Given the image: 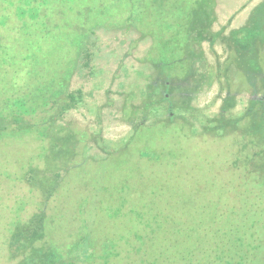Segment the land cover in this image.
Masks as SVG:
<instances>
[{"label": "rangeland", "instance_id": "rangeland-1", "mask_svg": "<svg viewBox=\"0 0 264 264\" xmlns=\"http://www.w3.org/2000/svg\"><path fill=\"white\" fill-rule=\"evenodd\" d=\"M263 2L0 0V264L23 260L29 250L18 247L24 237L32 239L38 225L42 240L35 238L32 245L44 243L35 250L58 245L66 250L87 237L93 244L128 234L127 243L118 240L119 256L105 262L97 255L91 264H139L132 233L142 234L146 228L133 222L140 214L126 212L131 205L145 207L147 216L160 215L151 239L171 260L178 243L199 237L201 225L211 230L215 221L225 228L229 189L243 196L260 188L264 175L251 184L256 176L241 166L243 186L224 182L233 172L227 165L233 158L228 139L191 136L183 125L164 122L165 113L156 121L147 117L145 125L133 131L132 117L123 115L121 107L128 96L134 100L132 96L140 94L153 64H159L155 74H186L189 63L173 60L187 56L191 31L199 38L207 36L200 46L211 64L218 57L222 61L228 49L217 38L211 48L213 34L223 28L226 37L245 24L242 34L247 36L252 24L263 23L264 8L257 7ZM86 53H92L94 70L85 68ZM79 88L81 102L61 119L56 117L68 100L65 97V106L57 107L54 98ZM243 89L237 95L238 111L250 98V91ZM218 94L212 84L192 105L211 116L218 111ZM53 157L60 159V166L64 163L55 183L52 171L43 173L45 163L59 166L53 165ZM246 198L238 199L241 224ZM122 206L123 213L104 217ZM21 234L10 247L12 237ZM207 238L223 240L212 231ZM38 255L44 257L43 251ZM80 260L75 264H86ZM41 264H46L42 258Z\"/></svg>", "mask_w": 264, "mask_h": 264}, {"label": "trees", "instance_id": "trees-1", "mask_svg": "<svg viewBox=\"0 0 264 264\" xmlns=\"http://www.w3.org/2000/svg\"><path fill=\"white\" fill-rule=\"evenodd\" d=\"M257 7L264 8V2ZM261 13L263 15L264 11L262 10ZM144 22L142 19L140 24ZM262 22L260 26L252 24V32L247 36L242 34L245 32L243 29L247 26L245 24L230 31L226 37L223 35V28L216 32V36L213 34L214 40H210L209 46L213 48L215 41L220 40L228 49L225 58L222 61L219 57L216 58L214 64L207 60L200 46L204 39L207 42V36L199 38L194 34L192 35L193 32L191 31L188 39L189 52L187 56L173 60L174 62L189 63L186 74L180 78L170 76L168 73L155 74L159 64H153L151 73L142 83L143 87L140 89L141 91L139 90L140 94L137 97L132 96L135 98L134 100L128 96L129 99L127 98L126 103L122 105L121 113L129 118L132 117L130 122L132 130L135 131V129L144 126V122H146L144 120L147 117L152 116V121H156L161 119L160 114L165 113L167 116L163 120L164 122H177L183 125L185 129L190 130L191 136L228 139V146H233L232 150H229L233 153V158L228 161L227 165L233 172H231L230 178L227 177L223 181H231L239 184L240 187L243 186L242 173L244 169L241 166H244L247 173H253L256 176L250 180L251 184H257V179L264 175V33L261 32L264 18H262ZM204 31L208 33L207 30ZM86 59L85 68L94 70L91 65L92 53H86ZM87 74L91 75L92 73L89 71ZM166 74L168 76H163ZM212 84H216L218 87L219 94L216 96V99L219 100L218 111L211 116L202 115L201 110L192 105V100L201 93L202 89L204 90ZM242 88L250 91V98L244 109L238 111L236 110L237 95ZM138 92L134 93L137 94ZM81 93L79 88L75 92H70L67 89L65 95L58 94V97L54 98L55 106L60 107L62 104V107L65 106V97L68 103L66 109L57 110L56 117L61 119L68 109L75 106V103H80L82 100ZM50 160H52L53 165H59L57 162L60 159L56 160L53 157ZM50 166V163H45L43 173L46 170L52 171L55 177L53 182L55 183L61 177L60 168L64 166V163L57 168H50ZM28 182L36 187L32 177H28ZM257 187L255 186V188L245 192L243 196L240 194L236 196V193L230 192L229 189V216L225 228L220 229L215 221L212 223L211 230L201 225L198 238L189 241L182 240L178 243L176 257L172 260L168 259L160 246L155 245L151 239L158 230L160 215L153 213L147 216L146 208L139 205L127 207V213L140 214L134 218L133 222L143 223L146 228V230L143 229L142 234L137 231L132 233L136 241H132L131 247L134 255H140L139 264H264V225L258 226L260 222L264 221V180L260 188ZM48 192L50 191H47L46 194L52 196ZM242 197H248L244 202L246 213H243V224L240 223L242 212L237 211L239 208L238 199ZM220 207L218 208L219 214L224 209L222 208L224 205ZM122 208L124 206L121 207L120 211H106L104 217L113 218L117 213L122 212ZM245 214H249L250 218L246 217ZM132 226L134 228V223ZM38 227L39 231L32 232L34 235L31 237L32 239L24 237V242L18 247V249L29 250L24 255L27 260L23 257V260L19 261L18 264H41V258L46 264H75V262L81 261L80 258L85 260L86 264H91L97 255L107 262L109 258L121 254L120 251H116V247L121 246L118 240L125 239L126 241L128 238L127 234L120 238H106L101 243L91 244L92 240L87 237L86 240L68 245L66 250L61 245H58V248L54 246L51 248V246L39 249L40 252L43 251L44 253V257H42L38 255L40 252L36 253L39 250H35V248L42 247L44 242L37 243L39 247L36 244L32 245L35 238H39L36 239L37 241L42 240L40 239L41 228L39 225ZM189 230L188 232L194 235V231L191 228ZM15 231L16 234L20 232L18 229ZM211 231L213 235L222 237L223 240L208 239L207 235H210ZM22 236V234L17 237L13 236L11 240L14 241L10 242V247L19 242V238ZM85 244L89 246H85ZM80 246L85 247L81 249ZM96 247L99 250L96 251ZM66 254H68L67 260L64 258ZM261 258L263 260L259 262L258 259ZM255 260L258 262L256 263Z\"/></svg>", "mask_w": 264, "mask_h": 264}]
</instances>
